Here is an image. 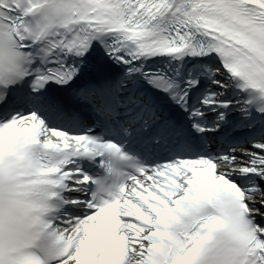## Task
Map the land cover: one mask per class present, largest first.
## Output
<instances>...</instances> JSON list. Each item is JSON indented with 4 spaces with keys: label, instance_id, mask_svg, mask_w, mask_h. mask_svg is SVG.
<instances>
[{
    "label": "snow or ice",
    "instance_id": "obj_1",
    "mask_svg": "<svg viewBox=\"0 0 264 264\" xmlns=\"http://www.w3.org/2000/svg\"><path fill=\"white\" fill-rule=\"evenodd\" d=\"M0 264H264V0H0Z\"/></svg>",
    "mask_w": 264,
    "mask_h": 264
}]
</instances>
